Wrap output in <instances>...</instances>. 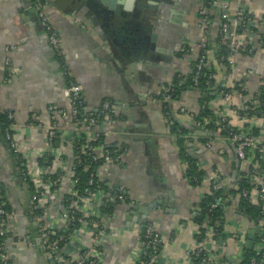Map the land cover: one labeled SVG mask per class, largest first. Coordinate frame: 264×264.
Returning <instances> with one entry per match:
<instances>
[{
  "label": "crops",
  "instance_id": "obj_1",
  "mask_svg": "<svg viewBox=\"0 0 264 264\" xmlns=\"http://www.w3.org/2000/svg\"><path fill=\"white\" fill-rule=\"evenodd\" d=\"M48 1L46 11L62 40V61L67 75H64L62 61L48 43L33 1L0 0V111L10 110L13 114L15 148L20 150L26 166L39 175V160L48 150L45 128L51 115L47 107L68 108L63 90L65 78L69 76L81 86L90 107L96 109L104 98L113 102L119 116L108 127L102 144L105 147L119 144L127 149L122 164H112L104 172L108 182L123 184L128 194L129 202L115 205L107 220L114 231H107L100 237L89 230L81 231L75 246L98 249L99 264H134V258L140 257L146 249L140 232L143 225L149 223L162 238L154 264H189L187 253L204 239L215 255L214 264H236L252 231L254 247L256 229L261 225V221L255 225L239 214V194L230 195L231 203L217 239L213 238L210 224H200L194 219L199 203L212 193L213 183L223 185L221 189L233 188L239 172H248L250 166L240 165L233 178L231 157L234 151L230 144L216 137V140H210L211 147L207 148L199 140L206 136L204 126L195 118L177 112L180 106H185L195 113V117L199 114V92L187 89L178 98L165 103L169 102L166 105L171 117H176L189 129L185 135L189 139L185 148L202 171L200 181L191 183L185 174L187 162L178 152L160 98V92L175 83L176 74L183 77L192 71L202 34L198 9L203 0H158L160 7L156 19L159 22L145 33L141 42L136 38L130 13H126L124 19L118 16L116 20L107 21L96 0H68L65 4ZM229 4L231 15L248 13L253 16L254 24L260 22L252 27L253 37L249 31L241 29L238 32L242 45L258 40L264 27V0H230ZM211 14H214L212 8ZM218 14L219 9L211 23L210 20L207 22L211 40L208 57L213 63L214 81L219 88L225 89L237 83L241 90H230L226 99L221 93L212 92L211 110L217 116L228 118L230 124L239 129L246 121L262 129L264 117L242 121L232 108L239 110L257 98L259 88L264 84V46L256 47L252 53L246 50L235 53L232 69L219 62ZM146 45H152V48L146 50L148 55L145 56ZM183 47H188V51L182 50ZM259 136L264 142L263 131ZM56 140L58 154L50 166L68 169L74 156L72 126L60 129ZM103 146L98 145L97 151H102ZM8 151L0 141V178L12 208V229L5 240L11 264H46L40 239L33 235V226L22 206L16 183V177L21 182L19 171L13 162L14 171L11 169L10 152L9 159L6 156ZM260 153L264 163V147ZM65 184L64 178L58 190L51 191L54 195L45 191L41 196L47 207L44 219L52 225L63 224L59 205ZM250 199L252 203L257 202L255 192H251ZM132 204L138 209H132ZM31 222H35L34 218ZM35 223L38 231V223ZM240 232L245 235L241 237Z\"/></svg>",
  "mask_w": 264,
  "mask_h": 264
},
{
  "label": "built area",
  "instance_id": "obj_2",
  "mask_svg": "<svg viewBox=\"0 0 264 264\" xmlns=\"http://www.w3.org/2000/svg\"><path fill=\"white\" fill-rule=\"evenodd\" d=\"M36 9L37 17L41 23L43 30L46 33L48 43L55 53V55L62 61L63 57V45L62 40L52 25L50 18L47 14L46 8L49 5L48 0H32ZM230 0H219V2H213L212 5H217L219 8L218 25H217V38L219 47L224 46L227 49L226 55L220 57L221 61H226L231 69L233 68V55L241 50H246L248 53H252L256 47L264 46V39L259 38L255 42L249 41L247 45H242L237 32V27H241L242 31H249L253 37L252 27L256 24L260 25V22H256L252 15H244L245 13H236L231 15ZM210 8L202 5L198 9V15L200 16L199 26L202 29V34L199 42V51L197 57L193 63L192 70L194 74L191 81L194 85H197L200 77H205L206 85L210 86L211 80H214L215 72L213 63L208 57V49L206 47L208 40V16ZM182 50L188 51V47H183ZM62 69L64 75H67L65 64L62 61ZM64 95L68 100V108H62L57 105H49L47 107L51 118L49 124L45 128V140L47 142L48 150L41 157L43 164L40 174H34L22 157L20 150L16 147L12 141V125L5 129V140L8 141L9 147L14 151L19 161V175L22 182H25L27 189L29 185L33 191H29V198L31 201L33 218L38 223V237L40 239L46 264H99L101 260L100 251L95 247L78 249L75 246V241L78 239L77 234L81 231H87L95 233V236L99 237L107 231H114L108 224L107 220L112 214L102 213L101 209L110 205H117L118 203H128V194L123 184L112 185L104 177L105 170L112 164L121 165L122 159L126 154V147L117 145L115 147L103 148L98 152V145L92 144L94 141L103 138L109 131L111 125H113L119 116L118 109L109 98H104L100 105L94 109L90 107L84 97L81 86L73 81L69 76L65 78ZM183 84V77L181 74L177 75V82L169 87L163 89L160 92V98L163 101L162 108L166 119L170 121L171 112L165 101L171 98V91H174L175 87ZM212 85V84H211ZM237 83H232L231 88L217 90L222 96L229 97V92L235 89ZM241 90V88L239 89ZM251 104L252 102L249 101ZM208 103L203 102L200 104L202 110ZM8 112V118L13 120V114L10 110ZM179 114L188 115L190 118H195V113L189 112L185 106H180ZM237 117L242 120H247L245 112L239 111L237 108H232ZM221 117V116H220ZM251 118H249L250 120ZM228 118L221 117L220 125L216 130V137L224 140H229L235 149V159L239 161V166H250L248 172L252 175V182L255 185L253 192L257 195V201L259 202L261 214V223L258 229H256V237L253 247L254 256L250 260V264H256V257L264 258V171L260 169L259 160H254L250 156L252 149L259 147L261 151L264 147L263 140L260 136H246L240 135L236 132H231L227 137L220 135L221 130L224 128V124L227 123ZM199 124H205L206 121L198 120ZM230 124V122H229ZM66 126H72L74 131V156L71 161L70 167L66 169L61 166L58 169H53L50 165L54 160L57 152V145H55L58 131ZM207 148L211 147V142L204 143ZM259 145V146H258ZM81 155L89 157L88 163L85 164L84 170L87 172L86 185L79 190L77 184L79 177L77 175L76 168L81 164ZM60 159V158H59ZM262 159V156H259ZM263 160V159H262ZM62 162V160L60 159ZM95 163V164H92ZM49 169V170H48ZM66 179V190L60 199V217L63 219V224L52 225L49 221L44 219L47 207L42 201V193L45 191L58 190L63 179ZM223 187L221 184L212 185L213 192L220 190ZM55 193V192H54ZM51 194H53L51 192ZM54 195V194H53ZM241 197L247 198L249 193L247 190L242 189L240 192ZM65 196V197H64ZM7 200L3 195V183L0 178V239L4 238L6 234L12 229L10 223L11 212L6 209ZM220 202L217 196H213L211 203L212 207H215ZM219 226V224H216ZM241 237L245 235L244 232H240ZM7 238V237H6ZM5 238V240H6ZM140 239L146 249L150 251L151 260L148 264L152 263L155 256L158 255L162 245V238L160 234L154 230L151 224L145 223L141 228ZM0 241V264H11V257L7 251L6 243ZM187 259L189 264H214L215 255L207 246V239H204L198 246L190 250L187 253ZM134 264H143L140 257L134 258Z\"/></svg>",
  "mask_w": 264,
  "mask_h": 264
},
{
  "label": "trees",
  "instance_id": "obj_3",
  "mask_svg": "<svg viewBox=\"0 0 264 264\" xmlns=\"http://www.w3.org/2000/svg\"><path fill=\"white\" fill-rule=\"evenodd\" d=\"M217 1L218 0H203L202 2V5L213 9L214 14H211L208 16V20H210V23L212 19L216 17V12L218 10V8L214 7L212 3L217 2ZM202 5H200V7ZM244 15H248V13H245ZM262 28L263 30L261 29L262 31L260 32V38L264 39V27ZM240 31H241V27H237V32H240ZM209 39H210V36L208 33V40L206 44L207 49L210 48L211 40ZM217 40L218 38L216 37V41ZM217 44H218V41H217ZM226 53H227V49H225L224 46L222 47L220 46L218 49V53H217L218 54L217 59L219 62L225 64L226 61L224 62L221 61L220 57L222 55H226ZM193 74H194V71L192 70L191 73L183 75V84L178 85L177 87H175L174 91L170 92L171 93L170 101H173L174 99L178 98L179 95L184 90H187V89L198 90L199 104H202L203 102L208 103L202 110L199 111V114L196 115L195 117V121L196 120L197 121L200 120L202 122L203 120L206 121V123L203 124L204 126L203 131L206 136H201L199 140H201V142H204V143L210 140L214 141L216 140V130L218 126L221 124L220 123L221 117L213 113V111L211 110L209 101L214 98V96L211 95L212 92L217 91V90H223L225 88H219V86L215 83L214 80L210 81L212 85L210 84V86H207L205 77H200L198 84L194 85L193 82L191 81ZM177 75L178 74H176L174 77L175 82H177V78H176ZM240 88L241 87L237 84L234 90H239ZM242 93L244 94L245 92L243 91ZM165 104H169V102ZM239 111L246 113L248 117L247 120H249V118H252V117H264V84L260 86L259 91H258V96L255 99V101H253L251 104L248 102L245 105V107L239 109ZM170 121H171L170 131L171 133H173L174 137L176 138V143L178 145V152L183 157V159L186 160L187 162V168H186L185 174L191 183H194V184L198 183L201 179L202 171L200 167L197 166L195 159H193L189 155V153L186 151V148H185L186 140H189L185 137V135L188 133L189 129L186 126L180 124L176 117H171ZM226 121L227 123H222L224 124L223 130H221L220 132V135L222 137H227L230 134V131H229L230 128H231V132H236L240 135H242L241 132H244L246 136H258L261 134L262 131L264 133V128L261 129L259 127H256L255 125L253 126L252 124H249V122L247 121L246 123L243 124L242 129H239L237 126H233L229 124V120H226ZM11 123H13V120L8 118V112L5 110L0 111V141L2 142V144L5 145L6 148H8L10 152L11 160L14 166L16 167V169L19 170L20 169L19 161L16 157V154L9 147L8 141H6L4 137L5 129H7ZM229 142L230 141L226 139V143L231 144V142L230 143ZM102 143H103V138H100L94 141L92 144L103 146ZM259 143H264V142H259ZM58 144L59 143L56 140L55 145H58ZM103 148H108V146L106 147L103 146ZM260 152H262V150L260 151L259 147H256L252 149V151H250V154L252 155L254 160L256 161L259 160L260 169L264 170V163L262 162L263 160L259 159V156L261 155ZM81 159H82L81 164L76 168L77 175L79 177V182L77 184V188L79 190H81L86 185L87 172L84 170L85 168L84 166L86 163H88L89 157L81 155ZM42 164H43V161L42 159H40L39 165H42ZM92 164H95V163H92ZM239 173L240 174L237 176L235 180V186L233 188L226 187L225 189H221L215 192H213L212 190V193L207 195L204 198V200L198 205L199 210L196 211L197 214L195 215L194 220L200 224H205V225L210 224V226L212 227L214 231L213 238L217 239L218 236H220L221 234V230L223 228V224L225 220V213H226L227 207L231 203L230 195H235L236 193L239 194L237 211L242 216L248 218L253 224L258 225V223H260L261 217L263 216L261 214L259 202L257 201L256 203H252L250 199V194L251 192H253L254 186H256L254 181L252 182L253 174H250L247 171H240ZM29 186H30L29 191L30 192L33 191L31 188V185ZM242 189H245L248 191L249 196L247 198L241 197L240 192ZM3 195H4V198L6 199V193H5L4 187H3ZM213 196H217L220 199V202L215 207L211 206V203L213 201ZM127 202H129V200H127ZM114 207L115 205H110L108 207L102 208L101 212L112 214L114 211ZM6 209L8 212L12 210L8 201L6 202ZM216 224H219V226H217ZM261 225L263 224L261 223ZM263 235H264V231H263ZM7 236L8 234H6L4 238H1L0 241L4 242ZM256 239L258 238L256 237L255 240ZM253 256H254L253 248L250 250H244V253L242 254L241 258L236 264H250V260ZM140 260H142L143 264H148V262L151 260L150 251L148 249H145L143 253L140 255ZM150 264H154V262ZM256 264H264V258L256 257Z\"/></svg>",
  "mask_w": 264,
  "mask_h": 264
},
{
  "label": "water",
  "instance_id": "obj_4",
  "mask_svg": "<svg viewBox=\"0 0 264 264\" xmlns=\"http://www.w3.org/2000/svg\"><path fill=\"white\" fill-rule=\"evenodd\" d=\"M50 1H54V0H50ZM67 1L68 0H57L55 3H57V4H65ZM96 4H97V6L100 7V13L103 14L104 19L107 20V21L108 20L109 21L116 20V18H118V16H120V17H122L124 19V18L127 17L126 13H130L132 19H135V18L138 17V15H136V12H139L138 11L139 8H137L135 0H96ZM120 5H121V8H119ZM124 21L126 22V19ZM131 23L133 24V21ZM146 32H147L146 30L140 32V34H138V36H136V38L138 40H140V42H141V38L143 37V40H144V38L146 36L145 35ZM152 39H154V35L151 37V40ZM148 48H152V45H150V46L146 45V47L144 48L145 49L144 51L146 53H147L146 50ZM137 52L139 54H141L139 49L137 50ZM146 53H144L145 56L148 55V53L147 54ZM145 56L143 58H145ZM211 94L214 95V93H211ZM230 146L233 148V151H234V155L231 157V159L233 160L232 164H233V167H234V170L232 172V177L234 178L238 174L239 161L237 159H235L234 146L232 144H230ZM6 156L9 159V151L6 154ZM9 165H10L11 169L14 171V168L12 166V161L10 159H9ZM16 183L18 184V190L20 191L19 195L22 196V199H21L22 200V204H23L22 206L24 208V211L28 214V219L30 221L29 223L32 224V226H33V230H32L33 231V235L35 237H38L39 235H38V231L36 229V223L35 222H31V219L33 218V212H32V206H31V201H30V198H29L27 185H26L25 182H22V181L20 182L17 177H16ZM131 208L132 209H136V210L138 209V207H136L135 204H132ZM140 211H142L143 213H147L145 210H141L140 209ZM143 213H142V216L144 217ZM36 231H37V233H36ZM219 241H222L221 237H219ZM253 244H254V231H252L248 235V239H247L246 243L244 244L243 249L244 250H250V249H252ZM240 253H241V249H239L237 255L239 256ZM233 258H236V256H234Z\"/></svg>",
  "mask_w": 264,
  "mask_h": 264
},
{
  "label": "flooded vegetation",
  "instance_id": "obj_5",
  "mask_svg": "<svg viewBox=\"0 0 264 264\" xmlns=\"http://www.w3.org/2000/svg\"><path fill=\"white\" fill-rule=\"evenodd\" d=\"M135 2L137 8H139L138 10L139 12H136V15H138V17L133 19V25H134L135 35L138 36L140 32L144 30L150 32L151 30H153L154 27H156L157 23L159 22V20L156 19L157 17L156 12L160 7L159 5L160 3L158 2V0H147V1L135 0Z\"/></svg>",
  "mask_w": 264,
  "mask_h": 264
}]
</instances>
